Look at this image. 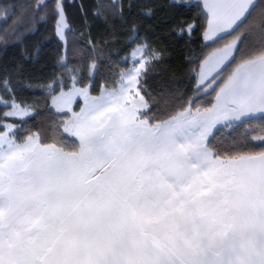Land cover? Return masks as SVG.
Masks as SVG:
<instances>
[{
	"label": "snow or ice",
	"instance_id": "6c2138e0",
	"mask_svg": "<svg viewBox=\"0 0 264 264\" xmlns=\"http://www.w3.org/2000/svg\"><path fill=\"white\" fill-rule=\"evenodd\" d=\"M169 6L193 10L191 22L170 32L190 42L199 30L207 51L185 57L196 65L192 95H169L163 112L145 87L168 56L163 43L141 38L133 25L125 41L132 47L108 60L119 71L111 82L101 77L93 95L104 54L89 33L96 55L87 75L83 64L69 66L64 0H52L51 13L64 71L35 86L51 101L46 127H25L39 106L0 70V264H264V0ZM47 7L38 0L35 11ZM103 7L93 15L107 22ZM110 8L122 17L123 0ZM9 42L23 38L14 33ZM39 55L37 45L32 56ZM254 123L260 133L249 140ZM218 126L246 131L218 139Z\"/></svg>",
	"mask_w": 264,
	"mask_h": 264
},
{
	"label": "trees",
	"instance_id": "16d2710c",
	"mask_svg": "<svg viewBox=\"0 0 264 264\" xmlns=\"http://www.w3.org/2000/svg\"><path fill=\"white\" fill-rule=\"evenodd\" d=\"M68 21L72 32L68 33L69 66L83 64L84 75H87V65L91 63L92 53L86 40L89 33L96 44L97 52L104 54V60L99 61L101 72L96 76L97 91L101 77L111 82V71H119V68H109L108 60L112 62L120 61L121 58L132 47L126 44V38L130 29L135 25L141 38L147 37L154 43L162 42L167 48L168 56L157 67L149 72L146 77L145 87L158 103V111L166 110L164 103L166 97L171 94H178L184 91L186 95H192L190 87V68L195 64H189L185 57L193 60L203 58L206 54L202 52V37L199 30L192 34L189 42L187 35L177 38L170 32V29L179 20L191 22L192 11L187 8L170 7V0H123V15H111V0H64ZM38 0H0V70L7 69L12 75V80L17 91V95L26 99L29 103L35 102L39 106V115L29 119L25 127L33 130L41 125L47 126L48 109L51 101L44 92L35 88L37 84L46 83L54 72L64 71L57 67V54L61 51L53 28L52 0H48V7L35 11ZM131 3V8L128 4ZM104 5L99 9L107 16V22L103 16L97 17L93 12L97 10V5ZM81 5L87 18L85 26V16L81 13ZM151 8L152 16H145V9ZM46 17L47 22L41 20ZM199 23V21H198ZM18 33L23 38V44L11 43L13 34ZM83 34V35H82ZM40 47L39 59L32 56L36 46ZM82 49L83 51H74ZM27 55V59L25 58ZM18 65L22 68L17 73ZM234 66V65H233ZM230 70V69H229ZM26 82H30L33 87H26ZM66 88V87H65ZM59 87L56 88V93ZM2 93V89H0ZM79 101L74 104L73 110L78 109ZM70 115V113L68 114ZM245 128L240 127L235 132L217 129V138H237L245 132ZM251 135L259 134L258 123H254L247 129Z\"/></svg>",
	"mask_w": 264,
	"mask_h": 264
},
{
	"label": "rangeland",
	"instance_id": "374dc122",
	"mask_svg": "<svg viewBox=\"0 0 264 264\" xmlns=\"http://www.w3.org/2000/svg\"><path fill=\"white\" fill-rule=\"evenodd\" d=\"M65 83H66V85H70V80L66 79V80H65ZM57 87H58V86H57ZM67 90H68V88L66 87V88H65V91H67ZM56 94H59V92H57ZM76 101H79V104H78L79 106H78V109L76 110V111H79V108L83 105V100L78 98ZM76 101H75V102H76ZM75 102L72 104V108H74V104H75Z\"/></svg>",
	"mask_w": 264,
	"mask_h": 264
}]
</instances>
